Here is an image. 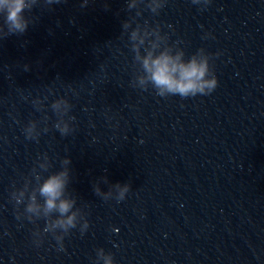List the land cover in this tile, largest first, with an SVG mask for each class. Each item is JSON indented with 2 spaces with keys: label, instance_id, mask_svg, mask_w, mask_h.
Segmentation results:
<instances>
[{
  "label": "water",
  "instance_id": "water-1",
  "mask_svg": "<svg viewBox=\"0 0 264 264\" xmlns=\"http://www.w3.org/2000/svg\"><path fill=\"white\" fill-rule=\"evenodd\" d=\"M207 54L215 90L180 98L59 264H264V0H235Z\"/></svg>",
  "mask_w": 264,
  "mask_h": 264
},
{
  "label": "clouds",
  "instance_id": "clouds-1",
  "mask_svg": "<svg viewBox=\"0 0 264 264\" xmlns=\"http://www.w3.org/2000/svg\"><path fill=\"white\" fill-rule=\"evenodd\" d=\"M48 3H58L59 0H47ZM36 0H0V35H4L5 29L9 34L23 33L28 27V20L25 18V11L30 9ZM191 3L201 8H206L211 0H191ZM130 4L129 7H133ZM152 12H157L164 6L163 0H149L147 5ZM209 34H205L207 38ZM131 39H138L137 32L131 34ZM159 39V38H158ZM139 43L143 44L144 39L140 38ZM219 56V53H216ZM210 56L205 54L202 49L196 54L184 59L182 52L173 53L169 48H161L158 43H151L145 50L144 55H137L136 59L140 62L141 69L144 73L140 84L148 82L152 85L156 95L160 97L176 96L181 98L194 97L196 95L206 96L211 94L217 87V78L210 67ZM54 111L60 110L61 103L52 105ZM56 130L63 136L69 132L68 126L65 124L55 125ZM34 126L29 124L24 128L25 138L33 136ZM69 160L64 159L63 165H67ZM43 167V165H41ZM39 179V178H37ZM68 183L67 168L49 175L40 183L37 192L43 203L38 204L35 195L29 196L28 203L25 205L24 211L29 215L38 216L43 213L48 216L51 213L56 214V218L45 223L43 230L33 232V240L36 246L41 243V237L44 234H50L59 246V250L63 251V238L70 230L76 229L79 223L78 210L75 209L76 201L65 195V188ZM117 193L115 199L122 201L128 192L127 186L117 185ZM97 194L99 189L95 190ZM24 192L18 194L17 203L21 202ZM18 218V217H17ZM89 225L85 221L79 223V232L81 235L88 229ZM113 232L116 229H112ZM0 264H3L0 261ZM94 264H114L111 253H105L103 249H96V260Z\"/></svg>",
  "mask_w": 264,
  "mask_h": 264
}]
</instances>
